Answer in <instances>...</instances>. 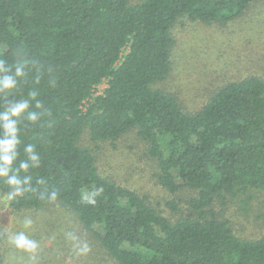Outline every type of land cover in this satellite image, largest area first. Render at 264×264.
Here are the masks:
<instances>
[{"label": "trees", "instance_id": "obj_1", "mask_svg": "<svg viewBox=\"0 0 264 264\" xmlns=\"http://www.w3.org/2000/svg\"><path fill=\"white\" fill-rule=\"evenodd\" d=\"M131 1L0 0V59L13 71L28 62L17 87L0 94V111L27 100L39 113L18 123L13 166L27 161L19 177L26 190L9 199L0 179V193L14 212L67 208L118 264H264V237L240 239L212 211L215 201L241 199L247 208L250 191L264 195V82L225 84L195 113L152 88L168 74L178 20L227 21L260 0ZM131 130L157 165L158 185L171 195L194 193L188 217L171 220L100 177L92 151L79 145L83 134L113 143ZM99 188L88 204L83 195ZM166 207L177 211L174 200Z\"/></svg>", "mask_w": 264, "mask_h": 264}, {"label": "rangeland", "instance_id": "obj_2", "mask_svg": "<svg viewBox=\"0 0 264 264\" xmlns=\"http://www.w3.org/2000/svg\"><path fill=\"white\" fill-rule=\"evenodd\" d=\"M171 35L174 46L168 74L152 88L176 98L185 112L199 111L225 84L245 78L264 82V0L227 21L204 24L180 19ZM102 90L103 86L99 92ZM79 145L92 151L100 177L147 198L171 220L191 214L187 202L194 193L181 190L171 195L158 185L157 165L147 156L146 144L134 130L113 143H93L83 134ZM248 195L252 200L247 208L242 206L241 199H227L223 206L215 201L212 211L230 223L238 238L257 240L264 237V221L260 218L264 214V195L254 191ZM172 200L177 205L175 213L166 207ZM26 220L31 221L27 227ZM21 231L37 241L39 247L34 254L17 250L12 244L14 235ZM85 242L90 252L80 254L77 245ZM0 260L3 264H118L67 208L53 203L14 212L1 193Z\"/></svg>", "mask_w": 264, "mask_h": 264}, {"label": "clouds", "instance_id": "obj_3", "mask_svg": "<svg viewBox=\"0 0 264 264\" xmlns=\"http://www.w3.org/2000/svg\"><path fill=\"white\" fill-rule=\"evenodd\" d=\"M28 62L25 60H18L13 67L7 65L5 60L0 59V94L8 93L17 87L18 79L25 76V68ZM37 108L41 107L39 103L35 105ZM30 105L27 100H19L15 102H8L3 111H0V179H3L6 185L12 190L8 194L9 199H13L16 196L24 194L26 189L21 187L20 172H28L27 161L21 162L19 168H14V161L17 160L18 152L17 146L20 143L18 137V123L27 113L26 119L31 122H36L39 119V113L34 111H28ZM25 152L28 154V160L34 162V167H38V156L34 152L32 146L25 148ZM30 182V177L25 178L23 183L27 185ZM102 188L96 189L91 193L83 195V199L90 205L96 204V197L101 195ZM56 193L53 192L51 200L56 199ZM31 224L30 220L25 221V226ZM71 235V234H69ZM74 240H78L76 237H72ZM12 244L15 249L23 251L25 253L34 254L39 245L37 241L31 239L25 232L21 231L16 233L12 238ZM80 254H87L90 252L88 244L80 243L77 245Z\"/></svg>", "mask_w": 264, "mask_h": 264}, {"label": "built area", "instance_id": "obj_4", "mask_svg": "<svg viewBox=\"0 0 264 264\" xmlns=\"http://www.w3.org/2000/svg\"><path fill=\"white\" fill-rule=\"evenodd\" d=\"M101 86H103V88H104V85H101ZM101 86H100V87H101ZM100 87H98V90H97V93H99V94L101 93V92H99V88H100Z\"/></svg>", "mask_w": 264, "mask_h": 264}]
</instances>
